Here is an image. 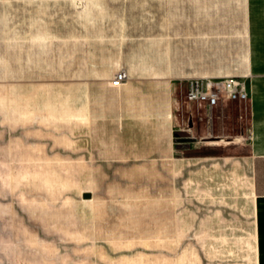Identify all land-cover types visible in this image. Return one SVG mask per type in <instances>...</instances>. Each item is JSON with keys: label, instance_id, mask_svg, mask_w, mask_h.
Wrapping results in <instances>:
<instances>
[{"label": "rangeland", "instance_id": "1", "mask_svg": "<svg viewBox=\"0 0 264 264\" xmlns=\"http://www.w3.org/2000/svg\"><path fill=\"white\" fill-rule=\"evenodd\" d=\"M226 5L52 0L46 13L41 3L12 0L11 29H0V264H201L193 240L150 235L162 226L146 219V206L84 201L95 179L68 157V114L84 57H122L115 71L174 78L173 119L189 129L196 118L180 106L186 79L227 75ZM239 104L214 112L207 138L186 132L197 150H236Z\"/></svg>", "mask_w": 264, "mask_h": 264}, {"label": "crops", "instance_id": "2", "mask_svg": "<svg viewBox=\"0 0 264 264\" xmlns=\"http://www.w3.org/2000/svg\"><path fill=\"white\" fill-rule=\"evenodd\" d=\"M38 3L53 11L52 0H30ZM11 9L12 0H0V29H11ZM225 46L227 75L244 76L247 90L236 150L195 148L186 132L200 140L214 134V115L178 128L172 76L127 67L116 88L109 80L122 57H84L68 157L94 175L85 202L146 206V219L162 226L150 235L193 240L201 264H264V0H227Z\"/></svg>", "mask_w": 264, "mask_h": 264}, {"label": "built area", "instance_id": "3", "mask_svg": "<svg viewBox=\"0 0 264 264\" xmlns=\"http://www.w3.org/2000/svg\"><path fill=\"white\" fill-rule=\"evenodd\" d=\"M244 76H195L186 79L187 87L181 98L180 106H186L191 117L196 120L205 118L212 121L214 112L229 102H242L247 99ZM128 80L126 69L114 72L109 84L121 87ZM193 122L190 120V125Z\"/></svg>", "mask_w": 264, "mask_h": 264}]
</instances>
